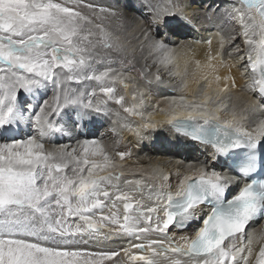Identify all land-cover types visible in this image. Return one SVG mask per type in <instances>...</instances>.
<instances>
[{"label": "snow or ice", "instance_id": "obj_1", "mask_svg": "<svg viewBox=\"0 0 264 264\" xmlns=\"http://www.w3.org/2000/svg\"><path fill=\"white\" fill-rule=\"evenodd\" d=\"M97 7L88 0H0V264H264V235L247 231L264 220V124L250 131L235 116L222 122L209 97L178 105L168 132L198 143L208 156L177 174L175 192L160 170L152 173L159 184L123 179L116 169L131 151L110 155L100 140L45 147L109 117L111 104L143 120L148 90L164 84L159 74L150 79L140 71L137 81L127 67L111 66L110 53L121 48L98 22ZM141 9L150 17L144 41L167 65L173 51L167 35L156 39L152 30L193 25L196 13L186 0H138ZM222 11L243 29L231 39L243 35L244 54L237 47L229 55L239 56L245 87L264 101V0H234ZM132 83V100L138 95L140 103L125 106L118 87ZM123 127L143 138L156 125ZM200 222L192 236L170 235ZM114 239L130 243L88 247Z\"/></svg>", "mask_w": 264, "mask_h": 264}, {"label": "bare ground", "instance_id": "obj_2", "mask_svg": "<svg viewBox=\"0 0 264 264\" xmlns=\"http://www.w3.org/2000/svg\"><path fill=\"white\" fill-rule=\"evenodd\" d=\"M106 1L115 2V0ZM118 1L116 8H113L118 13L117 15L98 13L97 11V14L101 16L103 26L111 34V42L121 48V51L117 53H110L114 61L111 66L116 68L115 66L119 65L117 70H121L122 66H130L127 61L120 60L123 54L129 52L134 61L132 65H137L136 69H133L134 71L128 72L129 75L139 81L140 77L138 78L137 74L140 71L147 73L150 79L159 74L162 76L164 84L153 85L148 90V95L141 108L143 120L140 116L129 117L118 105L111 104L113 115L103 118L101 123L91 124L94 125L93 129H88V125L79 129L74 134L75 139L57 136L46 141L45 147L54 149L64 144L75 145L77 139L100 140L110 155L114 156L115 153L121 151H131V156L126 157L122 162L123 167L116 169L117 172H123V179L143 178L147 183L159 184L161 181L154 178L152 173L154 169L160 170L164 175L169 176L168 182L171 183L172 191L175 192L179 179H182V176L178 178L177 174L185 172L190 167L200 166L207 159L208 153L201 146L168 132L167 123L173 118L174 104L200 102L209 97L211 106L217 111L222 122L230 121L235 116L239 125L249 129L261 122V116L264 114V101L260 100L258 94H253L245 87L246 80L240 75L242 69L236 66L239 56L229 55V53L234 54L237 47L242 50L241 55L244 54L243 35H239L235 40L231 39L238 33H242L243 29L238 19L224 15L223 11L214 13L209 10V6L220 8L223 5L222 10L231 8L234 0H206L205 3H203L204 0H186L189 12L196 13L193 22L198 26L199 31L190 25L177 26L173 24L161 28L160 30L164 31L162 35L166 34L167 39L171 38L173 42L179 43L178 46H170L173 50L171 62L161 65L156 60V53L144 41L141 34L142 29H147L148 26L147 20L143 18L150 21L146 10L137 11L136 6L138 5L135 0H126L125 3L123 0ZM127 4L133 5L131 10L140 14L127 11L128 7H125ZM102 7L110 8L105 5ZM99 8L97 7V9ZM118 16L120 18L117 20ZM122 17L128 19L125 20ZM191 39L194 42L189 43ZM100 53L104 55L106 50L100 49ZM99 70L103 69L99 68ZM218 77L219 79H217ZM232 79L235 80L234 86L231 82ZM119 90L126 97L125 104L127 105L125 106L140 103L138 95L136 101L132 100L133 92L136 90L135 83L130 84L127 89L118 87L120 94ZM48 94L52 95L51 92ZM181 97L184 98L183 101ZM145 121L155 124L156 128L145 132L143 138L123 127L124 124L131 122L132 127L135 128L138 123ZM103 124V129L100 132L98 129ZM116 160L119 162V157H116ZM145 194H147V189ZM145 202L147 203L146 200ZM197 225L198 223H194L184 232L173 230L170 235H175L177 239L180 235L192 236L195 234ZM247 231H255L257 236L264 235V220L261 223L250 225ZM129 243L130 241L127 239H114L98 243L90 241L89 249L93 251L98 249L117 250L127 247ZM253 247L254 251L258 250V245ZM125 264H128L126 259ZM159 264H166V262L161 260Z\"/></svg>", "mask_w": 264, "mask_h": 264}, {"label": "rangeland", "instance_id": "obj_3", "mask_svg": "<svg viewBox=\"0 0 264 264\" xmlns=\"http://www.w3.org/2000/svg\"><path fill=\"white\" fill-rule=\"evenodd\" d=\"M92 1V2H91ZM122 1V0H121ZM125 1L126 0H123V2L125 3ZM131 1V0H130ZM205 1L206 0H204L203 1V3H205ZM88 2H91V3H93V4H95V5H97L98 7H102L103 5H105L106 7H110V8H116V4H118L119 3V1L118 0H115V2H109V1H106V0H88ZM135 2L137 3V5H138V0H135ZM102 5V6H101ZM135 5V4H134ZM203 5V4H202ZM124 7V6H123ZM133 7H128L126 10L127 11H129L130 13L131 12H134V13H136L137 15H139L140 13L139 12H136V11H134V10H131ZM222 8H223V5L220 7V8H218V10H216V11H213V9H217V7H214V6H212L211 8H209V10H211L212 12H219V11H222ZM122 9H125V8H122ZM97 11H98V13H100L99 12V9H97ZM138 11V10H137ZM219 14V13H218ZM143 14H142V12H141V16H142ZM120 18V16H118L117 17V20ZM143 19H145V20H147L146 21V23L149 25V23H150V21L147 19V18H143ZM98 22H100V23H102L103 21L102 20H100V21H98ZM103 24V23H102ZM148 27V26H147ZM107 29V28H106ZM154 31V38H156V39H159V38H161L162 36H165V35H162L163 33H164V31H162V30H160V33H159V35H157L156 33H155V31L156 30H153ZM171 36H172V34H171ZM193 40L191 39V41H189V43H191ZM194 42V41H193ZM113 43V45L114 46H117L114 42H112ZM129 43V42H128ZM165 43H167L168 44V46H169V48H171L172 47V45H174V46H178V44L179 43H175V42H173V40L170 38H168L167 40H165ZM188 43V42H187ZM171 46V47H170ZM111 53H117V52H111ZM102 55V54H101ZM130 58V59H129ZM120 60H123V61H131L132 62V64H133V60H132V55L129 53V52H127V54H123V56L120 58ZM156 60H157V58H156ZM107 64V63H106ZM119 66V65H118ZM118 66H115L116 68H118ZM122 66V65H121ZM124 67V66H123ZM136 67H137V65L136 64H134V67H132V66H128L127 68L129 69V72L131 73L132 71H134L133 69H136ZM100 68L101 69H103V66H100ZM137 76H138V78H139V74H137ZM120 91V90H119ZM120 94L121 95H124L121 91H120ZM48 96L50 97V95L48 94ZM125 96V95H124ZM125 105H127V104H125ZM103 126H104V124L103 125H101L100 126V128L98 129L100 132L102 131V129H103ZM127 144V143H126ZM120 149H122V148H120Z\"/></svg>", "mask_w": 264, "mask_h": 264}]
</instances>
